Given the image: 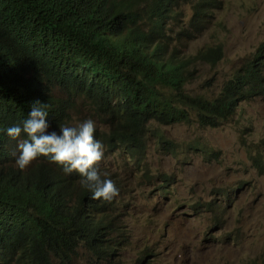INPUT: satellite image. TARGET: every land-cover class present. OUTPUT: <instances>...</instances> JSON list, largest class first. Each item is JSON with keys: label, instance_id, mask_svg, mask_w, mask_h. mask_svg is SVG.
<instances>
[{"label": "trees", "instance_id": "1", "mask_svg": "<svg viewBox=\"0 0 264 264\" xmlns=\"http://www.w3.org/2000/svg\"><path fill=\"white\" fill-rule=\"evenodd\" d=\"M180 1L0 0V264H72L80 248L100 260L124 239L114 202L92 199L78 172L66 174L45 156L23 170L17 166L26 134L12 139L6 130L28 117L34 101L47 105L49 131H59L77 125L74 110L83 99L106 127L98 124L95 132L106 152L119 149L142 166L151 132L161 150L181 147L155 124L218 127L243 101L264 97L261 52L217 95L188 91L194 65H216L224 50L217 44L186 56L168 52ZM220 4L197 0L192 30L181 31H198Z\"/></svg>", "mask_w": 264, "mask_h": 264}, {"label": "rangeland", "instance_id": "2", "mask_svg": "<svg viewBox=\"0 0 264 264\" xmlns=\"http://www.w3.org/2000/svg\"><path fill=\"white\" fill-rule=\"evenodd\" d=\"M196 1L181 0L176 7L167 50L186 56L223 46L222 60L196 63L195 79L187 85L188 91L211 97L246 59L259 48L264 52V0H221L208 21L188 35L181 30H192ZM81 101L74 110L76 124L91 118L98 125L99 117ZM99 128L106 129L103 123ZM159 128L181 145L176 153L161 150L151 136L142 168L118 153L107 157L105 166L124 183L113 211L124 240L119 255L96 264H264V171L253 161L254 156L264 161V99L242 103L218 127ZM162 175L171 176L166 187ZM72 264L95 263L81 249Z\"/></svg>", "mask_w": 264, "mask_h": 264}, {"label": "clouds", "instance_id": "3", "mask_svg": "<svg viewBox=\"0 0 264 264\" xmlns=\"http://www.w3.org/2000/svg\"><path fill=\"white\" fill-rule=\"evenodd\" d=\"M258 52L264 53L263 49L259 48L250 58L246 59L244 62L249 59H252L254 55ZM262 61L264 62L263 58ZM256 98L264 99V97L261 96ZM247 101L250 100L243 101L242 103ZM242 103L239 105V107H241ZM46 108L47 105L42 104L38 100L34 101L31 105L28 117L23 120L20 124H15L7 128V135L12 139H17L21 137L22 133L26 134V138L21 139L17 145L19 151V155L16 158L17 166L21 170H23L31 166L32 162L39 156L49 157L51 161L61 165L63 167V171L66 174H71L73 171L78 172L80 174L79 178L82 179L81 185L82 187H85L91 191V198L114 202L112 209L114 210V208L119 203L118 202L117 204H115L116 198L120 195V193H122L124 183H122L121 180L117 177V175L115 174L116 172H111L109 170V167L105 166V163L107 161V157L111 154L118 153L123 156L124 159L125 155L121 153L119 149L109 150L106 152L104 142L102 143L101 141L95 138L96 122L91 118L85 119L83 122L79 123L76 126H61L59 131H49L50 124L47 119L48 111L46 110ZM236 112L230 118H232L236 114ZM229 119L223 121L220 125H222ZM159 126L167 125L155 124L157 132L164 135V133L160 132ZM151 136L157 137L152 132L149 133L148 147L149 139ZM164 137L167 138L165 135ZM157 144L159 147H161L159 144L158 137ZM259 157L261 156L253 157L254 163L258 162L256 158ZM125 162L128 161L125 159ZM145 162L146 160L144 161V163ZM137 167L142 168V166ZM168 177H170V181L171 176ZM163 179L162 187H166L165 183H168L169 181L164 182ZM120 184L122 185V189H118V187H120ZM118 199H120V197L117 198V200ZM120 239L121 241L119 240L120 245L118 246V249L114 251L113 254L108 255L106 258L103 259L109 258V260H111L113 257L119 255V252L121 251L123 245L122 241L124 240L122 238ZM81 249L85 248L79 249L77 255L74 257V260L78 257ZM91 259L94 261L95 264L102 260H97L92 257Z\"/></svg>", "mask_w": 264, "mask_h": 264}]
</instances>
